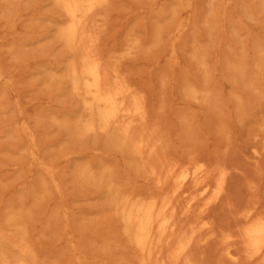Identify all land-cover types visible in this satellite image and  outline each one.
<instances>
[{
  "label": "rangeland",
  "instance_id": "374dc122",
  "mask_svg": "<svg viewBox=\"0 0 264 264\" xmlns=\"http://www.w3.org/2000/svg\"><path fill=\"white\" fill-rule=\"evenodd\" d=\"M181 3L191 5L179 10ZM161 5L169 12L170 32L149 54L123 59L122 68L148 94L157 113L163 102L161 121L175 146L170 157L185 162L188 153L196 152L235 169L228 187L232 210L219 211L218 216L223 227L234 229V211L250 199L264 208L263 4L261 0H112L100 49L105 55L120 52L133 32L150 37L157 23H163L158 17ZM53 17L60 18L49 0H0V69L10 81L9 87L0 83V209L32 210L29 234L47 261L78 264L76 256H81L83 264H135V252L127 246L113 213L107 206H98L104 195L73 179L77 164L102 158L87 155L66 161L63 156L69 149L92 147V140H70L51 120L63 110L79 111L67 84L51 77L54 64L66 63V53L53 40ZM179 17L185 26L174 61L169 50ZM144 21L147 31L141 26ZM195 47L204 54L207 77L191 59ZM237 65L248 70L247 78L237 75ZM192 80L210 89L211 103L185 100L183 87ZM184 117L189 118L188 125L181 122ZM25 128L35 135V144L28 140ZM32 149L37 160L55 167L58 188L37 168ZM124 157L109 151V160L118 171L148 192L153 183L131 171ZM102 215L111 230L94 228ZM111 240L117 246L102 252L99 245ZM216 247L211 243L207 248L209 264L218 258Z\"/></svg>",
  "mask_w": 264,
  "mask_h": 264
},
{
  "label": "bare ground",
  "instance_id": "6f19581e",
  "mask_svg": "<svg viewBox=\"0 0 264 264\" xmlns=\"http://www.w3.org/2000/svg\"><path fill=\"white\" fill-rule=\"evenodd\" d=\"M261 1L264 8V0ZM49 2L60 17L52 20L53 40L66 53L65 65L54 64L51 77L64 81L70 97L79 104V111L74 114L59 109L61 112L53 114L51 120L70 140H92V147L69 149L63 156L66 161L87 155L102 158L77 164L73 179L79 186L104 195L98 206L101 209L107 206L113 213L127 246L135 252V264H209L207 248L211 243L217 245L215 264H264V208L252 198L234 211L236 227H223L218 221L219 211L232 210L228 187L235 169L225 161L207 160L196 152L188 153L185 162L170 157L169 151L175 146L161 121L163 102L157 113L148 94L122 68L123 59L149 54L161 45L170 32L166 25L167 8L161 5L158 17L163 23H157L150 37L130 33L123 50L105 55L100 41L108 26L112 0ZM190 5L181 3L179 10ZM178 19L169 50V58L174 61L175 47L185 26V21ZM141 26L148 30L147 22ZM191 59L207 77V62L198 47ZM234 70L241 79L247 78L248 70L243 65L234 66ZM0 83L10 86L1 69ZM183 95L185 100L197 104L212 101L210 89L194 80L184 85ZM237 102L243 104L240 98ZM189 121L188 117L181 119L187 125ZM25 132L30 143L35 144V135L28 128ZM110 150L126 156L123 159L130 170L152 182L153 187L148 192L135 187L110 162ZM31 154L37 160L34 149ZM36 163L58 188L55 167L40 160ZM41 199H37L34 207ZM31 219V209H0V264H58L39 254L29 234ZM97 221L96 230L100 227L111 230L105 215ZM116 246L117 241L111 240L100 244L99 249L107 253ZM76 260L83 264L81 256H76Z\"/></svg>",
  "mask_w": 264,
  "mask_h": 264
}]
</instances>
